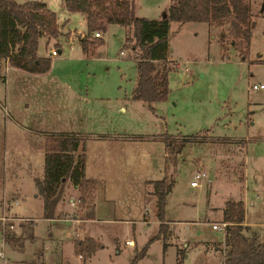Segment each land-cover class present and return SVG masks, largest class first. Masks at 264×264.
<instances>
[{
  "label": "rangeland",
  "instance_id": "374dc122",
  "mask_svg": "<svg viewBox=\"0 0 264 264\" xmlns=\"http://www.w3.org/2000/svg\"><path fill=\"white\" fill-rule=\"evenodd\" d=\"M14 1L48 4L62 35L51 40L47 49L42 39L38 55H46L56 43L63 50L54 69L57 82L20 75L4 69L8 62L0 64V232L18 237L21 225H35L30 231L34 239L25 240L22 248L4 240L5 264H130L141 252L136 264H223V231L212 226L221 227L228 199L244 201L245 221L264 241V88L253 89L264 87V0H247L253 29L245 59L226 40L225 27L171 23L167 99L153 104L154 110L132 103L126 106L125 116L115 113L117 122L136 124L138 142L148 141L146 135L181 138L168 147L160 143L137 146V171L151 181L171 179L174 183L165 216L174 224H168V232L156 240L160 227L156 200L150 195L151 186L139 182L140 178L129 191L115 194L113 203L98 197L94 213L90 212L95 221L80 220L89 211L81 214L78 204L69 206L68 200L75 201L77 191L65 182L57 197L65 215L56 216V209L53 219L43 218V203L35 197L33 182L43 170L40 137L35 134L42 130L39 123L61 120L67 111H75L74 122L86 112L95 122L98 115L113 118L110 108L116 95L120 93V100L125 95L129 98L135 85V63L130 59L133 43L124 46L132 33L111 25L100 33L103 44L94 57L64 63L60 60L74 55L65 47L66 32L75 37L76 48L81 41L77 33H86L82 15L68 16L61 0ZM168 2L135 0V14L159 19ZM65 20L69 21L65 24ZM85 93L95 99L89 106L80 100ZM196 172H205L210 183L192 189ZM85 237L93 238L99 247L83 261L74 255L73 243Z\"/></svg>",
  "mask_w": 264,
  "mask_h": 264
},
{
  "label": "trees",
  "instance_id": "16d2710c",
  "mask_svg": "<svg viewBox=\"0 0 264 264\" xmlns=\"http://www.w3.org/2000/svg\"><path fill=\"white\" fill-rule=\"evenodd\" d=\"M134 1L64 0L67 13L84 17L86 36L81 39L80 46L88 58L94 57L96 48L103 44L100 38L94 37L95 33H105L111 25L131 31V38H125L124 46L133 43L130 46L136 70L135 85L130 94L133 102L154 110L152 105L165 101L169 95L167 50L171 23H208L225 27L226 40L238 51L240 58L245 59L248 55L253 23L247 0H169L165 19L137 17ZM61 35L56 14L45 3L29 1L18 4L14 0H0V62L7 60L11 68L44 74L50 70L51 59L38 55L40 41L45 39L47 49L49 42L56 41ZM54 48L60 49L58 43ZM161 64L162 67H158ZM84 149L85 139L81 136L50 135L45 138L42 175L33 178L37 196L43 203L44 219L54 218L58 190L65 182L78 190L79 208L93 210L96 186L85 177ZM173 184L171 179L150 183L151 195L156 200V218L160 222L159 232L153 240L168 232L165 210ZM244 218L243 200H226L222 210V224H226L221 249L223 264H264V241H259L257 230L244 226ZM29 226L23 228L21 225L22 234L18 237L4 234V240L22 248L25 240L34 239L30 231L35 225ZM98 247L93 239H76L73 253L84 261L93 256ZM143 254H137L130 264H136Z\"/></svg>",
  "mask_w": 264,
  "mask_h": 264
},
{
  "label": "crops",
  "instance_id": "0c3cea01",
  "mask_svg": "<svg viewBox=\"0 0 264 264\" xmlns=\"http://www.w3.org/2000/svg\"><path fill=\"white\" fill-rule=\"evenodd\" d=\"M46 4V3H45ZM47 8L48 4H46ZM169 6V2H168ZM61 7L65 10L64 8V0H61ZM168 9V7H167ZM165 10V12L167 11ZM164 12V13H165ZM65 13L70 16L73 14ZM163 13V14H164ZM162 14V15H163ZM81 15V14H80ZM83 17V15H82ZM84 19V17H83ZM65 20V24L67 23ZM58 24V23H57ZM63 25V27L65 26ZM59 26V24H58ZM66 38L67 42L65 43V47H67V50L73 51V56L72 59L66 60L62 59L60 61L62 62H71V61H76V62H82L85 59H88L84 55V53L81 50L80 44L77 45V48L75 47L77 43H75V37L71 36V32L67 31L66 32ZM77 35H80V38H84L86 36V33H77ZM101 37V35H100ZM73 42V45H69V43ZM60 49H56L58 52V56L54 57L51 59V67L50 70L44 74H30L21 70H17L11 67H5V70H13L20 75H26L27 77L33 78V79H51L53 82L58 81V76L54 75V69L57 63V58L61 54V51L63 48L59 46ZM75 48L78 49L75 51ZM52 49H49L45 54L39 55L41 57L47 56L49 54V51ZM120 56L123 55V52H120ZM130 59H133L130 57ZM56 60V61H54ZM116 62H119L120 59L116 58ZM169 60V58H168ZM134 63L135 60L133 59ZM170 61V60H169ZM7 63V60H4L3 62H0V64ZM135 65V64H134ZM88 94V93H87ZM85 93L82 94L84 95L83 97L81 96L80 100L81 102L85 103L86 105H90L92 99L89 95ZM131 94V93H130ZM120 93L116 95L114 99V104L110 108V113L112 114L111 118L109 115L108 116H102L98 115L97 122H95L94 117L90 116V113L86 112L85 116L80 118L78 122H74V117L73 114L75 111H67V113L62 114L63 118L61 120H54L50 122L49 120H41L39 123V127L42 129L35 134L39 135L40 141H39V154L43 157L44 154V142L45 138L50 136V135H76V136H81L85 139V151H84V156H85V177L93 181L95 183L96 189L94 193V201L98 200V197H102L104 201L107 203H113L116 201L115 194H119L121 192H126L127 190L129 191L131 187H133L140 178L139 182L146 184L148 183L150 185L151 181L148 179H145L141 173H139L136 169L137 166V146L138 145H151V144H158L160 143L161 145H165L168 147V142H177L175 140L180 141L181 138L174 137L168 134L165 135H155L152 137H148L149 135H146L148 138V141H143V142H138L137 140V135H135V132L137 131L136 124L131 123L127 124L125 122L124 124H121L119 121L117 122L115 119V113L116 114H122L126 115L127 114V107L132 105L134 103L135 105L137 102H133L129 98H127V95L120 100L119 97ZM95 100V99H94ZM109 100V99H107ZM101 101H103L101 99ZM114 105L116 106V110H114ZM87 109V108H86ZM43 112V111H42ZM39 113V112H38ZM28 132H30L28 129L25 128ZM132 132V133H131ZM140 137V136H139ZM210 179V178H209ZM138 182V183H139ZM151 186V185H150ZM206 186V185H204ZM152 188V186H151ZM192 188V187H191ZM192 189H197V188H192ZM77 197L75 198V201L78 200L79 198V192L77 189ZM243 192V191H242ZM172 193V192H171ZM170 193V194H171ZM169 194V195H170ZM151 195V193H150ZM168 195V197H169ZM35 197H38L35 195ZM100 197V198H101ZM167 197V199H168ZM70 199L68 200L69 204ZM226 202V201H225ZM224 202V204H225ZM244 202V201H243ZM61 202H59L60 204ZM223 204V208H224ZM58 203L56 205V216L63 214L60 212V206L58 207ZM70 207H75L71 206ZM95 206V205H94ZM166 206H167V201H166ZM78 207V206H77ZM115 206L112 205V208ZM245 208V204H244ZM55 209V210H56ZM95 207H93V212L89 210V212L84 214L83 209H81V214L85 215L83 219L80 220H87V221H95L94 217H91L90 212L94 213ZM88 211V210H87ZM246 211V210H245ZM115 214V212H114ZM166 214V210H165ZM65 215V214H63ZM75 215V214H73ZM55 216V214H54ZM66 218V217H64ZM63 219V218H59ZM94 219V220H93ZM79 221L78 219H76ZM168 222V221H167ZM169 225H173V222H168ZM244 226H249L244 218ZM250 227V226H249ZM253 229V227H251ZM93 239L91 237H88L85 239ZM94 240V239H93ZM95 241V240H94ZM96 242V241H95ZM129 243L128 245H132V242H127ZM97 244V242H96ZM98 245V244H97ZM81 260V259H80Z\"/></svg>",
  "mask_w": 264,
  "mask_h": 264
},
{
  "label": "built area",
  "instance_id": "2783aa9c",
  "mask_svg": "<svg viewBox=\"0 0 264 264\" xmlns=\"http://www.w3.org/2000/svg\"><path fill=\"white\" fill-rule=\"evenodd\" d=\"M94 37L95 38H100V35L98 33H95L94 34ZM69 45H73V42L70 41ZM58 56V52L56 49H52L49 51V54L47 56H44V57H49L50 59L51 58H54V57H57ZM176 67L178 69H181V63L180 64H176ZM184 72L187 73L188 72V69L185 68L184 69ZM264 87L262 85L260 86H254L253 89H263ZM210 183V179L208 177V175L205 173V172H196L190 182V187L192 188H200L201 186L203 185H206V184H209ZM79 203L78 200L73 201V200H70L69 201V204L71 206H76L77 204ZM13 221V220H11ZM226 224H222L221 227H218L217 225H213L212 226V229L213 230H217V231H224V228H225ZM8 229L9 230H12L13 229V225H9L8 226ZM4 232H0V264H5L4 262V257H3V246H4ZM126 244H129V243H126Z\"/></svg>",
  "mask_w": 264,
  "mask_h": 264
},
{
  "label": "water",
  "instance_id": "95a60500",
  "mask_svg": "<svg viewBox=\"0 0 264 264\" xmlns=\"http://www.w3.org/2000/svg\"><path fill=\"white\" fill-rule=\"evenodd\" d=\"M261 11H264V5L262 6ZM161 18L165 19L166 18V14L164 13Z\"/></svg>",
  "mask_w": 264,
  "mask_h": 264
}]
</instances>
